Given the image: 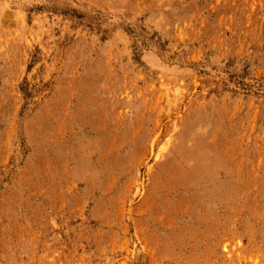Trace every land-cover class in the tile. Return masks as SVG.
I'll use <instances>...</instances> for the list:
<instances>
[{"label":"rangeland","instance_id":"rangeland-1","mask_svg":"<svg viewBox=\"0 0 264 264\" xmlns=\"http://www.w3.org/2000/svg\"><path fill=\"white\" fill-rule=\"evenodd\" d=\"M0 264H264V0H0Z\"/></svg>","mask_w":264,"mask_h":264}]
</instances>
